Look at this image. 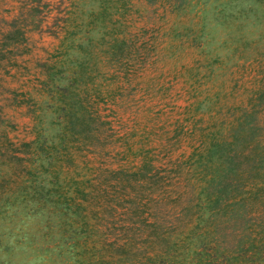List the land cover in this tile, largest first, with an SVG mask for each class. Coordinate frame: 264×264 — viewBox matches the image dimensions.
Listing matches in <instances>:
<instances>
[{"label": "trees", "instance_id": "16d2710c", "mask_svg": "<svg viewBox=\"0 0 264 264\" xmlns=\"http://www.w3.org/2000/svg\"><path fill=\"white\" fill-rule=\"evenodd\" d=\"M103 1L111 3L104 13L111 17L109 30L94 40L87 36L86 42L70 41L68 47L79 49L73 56L69 50L57 49L39 63L43 74L40 85L55 98L51 102L55 132L44 134L38 115L32 138L14 142L3 137V153L19 162L27 160L16 164L23 174L41 169L50 175V190L42 192L35 187L38 195L31 201H48L49 213L68 223L69 242L77 241L70 244L69 252L81 256L79 263L264 264V117L254 115L261 95L237 113L221 101L226 94L221 88L195 99L191 116L197 130L195 144L185 156L168 161L166 166L155 164L150 150L145 149L132 167L99 168L107 173L103 176L96 168L90 174L76 169L78 156L98 152L111 137L108 120L98 106L104 93L97 80L101 73L97 63L102 57L115 62L125 55L127 61L145 55L137 36L122 32L131 0ZM150 1L165 7L160 0ZM182 1L166 0L167 9L189 14L188 9L180 10ZM114 13L116 16H111ZM14 25L0 35V59L6 58L12 47L18 53L25 40L22 25ZM190 31L191 25L185 24L177 33L200 47L196 41L200 35L188 37ZM72 61L75 67L71 66V74L65 77ZM194 65L203 77L210 76L209 62L198 60ZM199 77L195 72V82ZM28 100L20 98L18 102L33 107V101ZM31 156L37 160L35 164H28ZM104 218L111 219L115 237L100 236L98 245L94 235L99 236L103 229L96 221L103 224ZM116 225L119 227L114 228ZM88 239L93 240L91 248Z\"/></svg>", "mask_w": 264, "mask_h": 264}, {"label": "rangeland", "instance_id": "374dc122", "mask_svg": "<svg viewBox=\"0 0 264 264\" xmlns=\"http://www.w3.org/2000/svg\"><path fill=\"white\" fill-rule=\"evenodd\" d=\"M160 2L165 7L150 0H131L122 26V32L137 36L143 57L127 61L125 55L115 62L102 57L97 63L101 72L97 80L104 93L98 106L108 120L111 137L98 152L77 157L75 167L80 173L90 174L96 168L103 176L108 168L132 167L145 149L159 167L185 156L197 137L191 118L194 100L218 88L226 91L221 101L235 113L261 95L254 115L264 117V0H183L180 10L188 9L186 15L168 10L166 0ZM110 9L111 3L103 0H0V35L15 24L22 25L25 37L18 53L11 45L12 52L0 59V264H85L78 262V253L69 252L70 244L77 241L69 242L68 223L49 213L48 201H31L38 195L35 187L50 190L49 173L38 169L23 174L16 164L27 160L19 162L3 153V137L14 142L32 138L40 118L44 134L55 132L51 123L55 98L40 85L39 63L57 49L69 50L73 56L79 49L68 47L70 41L86 42L87 36L94 40L109 30L111 17L104 13ZM185 24L192 28L188 37L200 35L196 40L200 47L177 33ZM198 60L209 62L210 76L199 73L194 65ZM71 66L75 67L74 61L65 77L71 74ZM195 72L200 76L196 82ZM20 98L33 101V107L18 102ZM36 162L32 156L28 160V164ZM105 219L103 224L96 221L103 229L94 235L98 245L102 236L115 237L111 219ZM92 242L88 239L89 248Z\"/></svg>", "mask_w": 264, "mask_h": 264}]
</instances>
